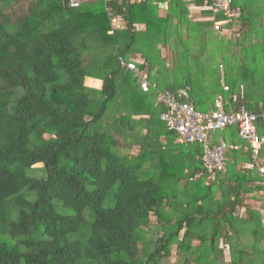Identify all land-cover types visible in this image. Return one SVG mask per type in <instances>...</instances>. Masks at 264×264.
Returning <instances> with one entry per match:
<instances>
[{
  "label": "trees",
  "instance_id": "16d2710c",
  "mask_svg": "<svg viewBox=\"0 0 264 264\" xmlns=\"http://www.w3.org/2000/svg\"><path fill=\"white\" fill-rule=\"evenodd\" d=\"M204 1L0 0V264H264V141L213 133L238 148L209 175L160 118L221 94L264 137V0Z\"/></svg>",
  "mask_w": 264,
  "mask_h": 264
},
{
  "label": "built area",
  "instance_id": "2783aa9c",
  "mask_svg": "<svg viewBox=\"0 0 264 264\" xmlns=\"http://www.w3.org/2000/svg\"><path fill=\"white\" fill-rule=\"evenodd\" d=\"M82 1L61 0V4L73 8L79 6ZM230 6L231 0L209 1V9L213 10L214 13L221 11L228 17L227 21L232 20L233 17L239 14L238 9ZM223 23L224 21L216 20L215 28H218ZM128 67L141 80V90L148 91L151 85L147 80L146 74L140 75L132 62L128 63ZM223 90H228L226 85H223ZM158 101L167 107V110L160 115V118L165 122L168 129L175 131L178 142H193L203 145L202 161L209 175L213 174L215 169L222 167L228 148H238V145L229 144L223 139L219 143L211 144L210 137L213 133L224 131L230 126L236 127L239 137L250 146L254 155H257L259 146L264 141V138L258 135L256 127V120L259 115L247 109L246 106H240L230 112L225 111L224 99L221 94L215 97V107L210 111H199L188 102L180 101L170 91L159 92ZM249 146H246L245 150H248ZM259 168L260 172L264 173V165Z\"/></svg>",
  "mask_w": 264,
  "mask_h": 264
},
{
  "label": "crops",
  "instance_id": "0c3cea01",
  "mask_svg": "<svg viewBox=\"0 0 264 264\" xmlns=\"http://www.w3.org/2000/svg\"><path fill=\"white\" fill-rule=\"evenodd\" d=\"M85 1V0H84ZM167 6H166V4H163V6H161V7H159V15H161V16H165L166 15V13H167ZM206 10H210L209 9V0H205L204 1V3L201 5V6H190V12H196L197 13V15L194 17L195 18V20H203V16L200 14V13H202V12H204V11H206ZM216 12L214 13H212V17H210V18H216ZM120 20V19H119ZM121 21V20H120ZM122 23V22H121ZM139 26V28L140 29H142L144 26L143 25H138ZM137 56H139V55H137ZM146 74V73H145ZM147 76V75H146ZM91 84L92 85H95L96 87L97 86H100V84H101V82H97V83H95V82H91ZM224 85V84H223ZM228 88V87H227ZM228 91V90H227ZM264 138V137H263ZM262 193V192H261Z\"/></svg>",
  "mask_w": 264,
  "mask_h": 264
},
{
  "label": "rangeland",
  "instance_id": "374dc122",
  "mask_svg": "<svg viewBox=\"0 0 264 264\" xmlns=\"http://www.w3.org/2000/svg\"><path fill=\"white\" fill-rule=\"evenodd\" d=\"M190 14H191V16L194 18L196 15H197V13L196 12H190ZM195 19V18H194ZM220 74H221V70H220ZM212 77H214V76H211V78ZM92 82V81H91ZM95 83H97V82H95ZM98 87V86H97ZM37 167H39L40 166V164L39 165H36Z\"/></svg>",
  "mask_w": 264,
  "mask_h": 264
}]
</instances>
